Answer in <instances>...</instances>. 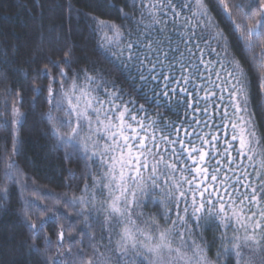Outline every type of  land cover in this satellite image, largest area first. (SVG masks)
<instances>
[{
	"label": "snow or ice",
	"instance_id": "1",
	"mask_svg": "<svg viewBox=\"0 0 264 264\" xmlns=\"http://www.w3.org/2000/svg\"><path fill=\"white\" fill-rule=\"evenodd\" d=\"M213 2L216 11L231 21L234 40H230L220 28L206 0H139V3L133 0L131 7L139 10V19L134 12H124L117 5H111L122 19L133 21L135 32L126 26V32H121V26L96 16H90V19L96 31L110 29L117 39L125 36L127 43L120 48L118 57L120 66L129 72L135 70L134 79L140 82L141 89L153 86L150 91L160 107L176 103L192 108L193 105L182 94L190 97L192 93L186 86L197 78H204L200 68L207 69L205 49L208 54H214L215 61L208 63L219 64L229 77L225 81L229 88L228 101L221 121L230 119L229 106L234 117L230 120L231 141L226 140L223 147V155L229 165L227 168L215 160L220 154L214 143L217 136L211 135L206 139L202 132L196 131L201 121L186 118L181 122L167 123L161 130L157 127L160 121L148 117L144 105H138L131 98L125 99L124 90L118 88L114 81L102 80L97 88H92L90 85L97 83V79L89 75L85 78L87 83L81 86L68 77L59 61H51L59 69L58 76H52L47 65L36 70L33 80L41 75L51 78L47 85H32L37 92L47 87L46 99L52 105L47 114L50 130L62 146L82 152L85 159L93 160L99 169L97 175L90 168L91 184L85 185L91 201L82 196L79 202L91 204V210L97 214L96 219L103 231L108 233L110 243L111 230L121 226L120 239L114 248L109 249L112 256H105L94 247L95 259H85L82 249L76 256L71 248L65 251L58 248L55 257H45L46 264H213L207 256L206 246L198 243L195 237L203 241L202 226L216 219L224 228L218 260L221 254L228 256L234 253L235 264H264V140L256 136L247 76L232 52V48L241 42L249 52L259 47L260 53L254 54L252 60L259 58V67L264 68V16L258 20L252 16L255 21L252 23L246 15L243 23H236L232 20L233 12L228 0ZM59 7L53 5L51 10L56 11ZM234 7L242 8L243 5L237 3ZM68 9L70 13L78 11L71 4ZM186 12L192 15L186 16ZM192 17L195 18L194 23ZM171 33L178 34L177 42L172 40ZM105 39L112 42L106 33ZM64 62L70 63L67 53ZM225 64L230 65L233 71L227 72ZM65 79L71 80L68 88H65ZM52 83H58L60 88L53 89ZM216 87L221 92L218 99L222 101L223 89L219 85ZM195 88L193 85V90ZM98 90L107 99L94 95ZM211 95L215 96V93ZM261 107L264 110V105ZM199 110V107L193 108L194 112ZM203 111L207 113L208 109ZM22 115L13 105V121ZM184 115L187 117L186 112ZM13 121L0 117V125L5 128ZM203 123L207 126V122ZM62 127L68 131L61 132ZM220 127L227 125L222 122ZM181 131L184 136L180 135ZM197 142L200 147L196 146ZM234 142L239 144V148H233ZM13 150H16L15 145ZM230 150L236 151L235 158L231 157ZM241 157L253 162L252 173L236 174L233 166L239 161L243 167ZM11 167L10 164L6 175H11ZM228 172H232L235 179ZM253 176L257 181L255 184ZM244 179L248 182L244 183ZM241 188L244 191H240ZM153 194L164 208V225L155 217H145L139 211L144 200L152 199ZM26 218L30 220L27 214ZM43 224L41 221L40 228H37L30 222L29 227L39 234ZM230 227L231 237L228 234ZM240 229L245 232L243 237L236 235ZM63 237L61 231V241ZM32 248L40 251L35 244ZM226 264H231V261H226Z\"/></svg>",
	"mask_w": 264,
	"mask_h": 264
},
{
	"label": "trees",
	"instance_id": "2",
	"mask_svg": "<svg viewBox=\"0 0 264 264\" xmlns=\"http://www.w3.org/2000/svg\"><path fill=\"white\" fill-rule=\"evenodd\" d=\"M132 2L133 0H0V117L13 121V105L23 114L8 128L0 125V264H46L45 257H55L58 248L60 251L71 248L76 256L82 249L85 254L83 258L95 259V247L100 253L110 257L113 253L109 249L114 248L116 241L120 239V225L111 230L110 243L108 233L103 231L96 219L97 214L91 210V204L79 202L82 196L86 201L92 199L85 185L91 184L90 168L99 175L97 164L93 160L85 159L82 152L62 146L50 130L47 120V114L52 107L46 99L47 87H44L42 92L32 88L33 83L47 85L51 82V78L44 75L33 80L36 70L44 65L51 69L52 76H58L59 69L54 67L51 61H59L60 67L67 72L68 77L75 79L81 86L87 83L85 78L89 75L97 79V83L90 85L92 88H97L102 80L114 81L118 88L124 90L125 99L131 98L138 105H144L146 115L160 121L157 127L161 130L167 123L181 122L186 118L189 121H201L196 131L202 132L206 139H210L211 135L217 136L218 139L214 143L220 149V154L215 160L220 161L224 168L229 166L223 155V147L226 140L231 141L230 120L234 117L231 116L230 106V119L221 121L223 109L228 101L229 88L225 81L229 80V77L219 64L208 63L215 61L214 54H208L205 49L204 61L207 69L200 68L201 77L204 78H197L186 86L192 93L190 97L182 94L193 105L192 108H185L183 104L176 103L160 107L150 91L153 86L148 85L141 89L140 82L134 79L135 70L129 72L120 66L118 57L120 48L127 43L125 36L117 39L110 29H105L104 32L94 30L95 25L90 16L121 26V32H126L125 26L135 32L133 21L122 19L116 8L111 7L115 4L124 12H134L136 19H139V10L131 7ZM206 2L220 28L230 40H234L231 21L216 11L213 0ZM136 3H139V0H136ZM237 3L243 7H234ZM69 4L78 11L70 13ZM53 5L60 7L52 11ZM228 5L233 12L232 20L236 23H243L246 15L252 23H255L251 19L252 16L257 20L264 16V0H228ZM185 15L192 14L186 12ZM192 20L194 23L195 18L192 17ZM105 33L112 39L111 43L105 39ZM171 36L174 42L179 40L178 34L171 33ZM212 46L216 47L215 44ZM181 49L183 50V45ZM232 52L247 76L250 104L255 113L256 136L264 140V110L261 107L264 105V68L259 67V58L252 60L254 54L260 53V48L249 52L241 42L232 48ZM66 53L70 63L64 62ZM225 68L227 72L233 71L230 65L225 64ZM70 84L71 80L65 79V88ZM193 85L196 86L195 90ZM216 85L223 89L222 101L218 99L221 92ZM52 87L59 89L60 85L52 83ZM212 93H215V96L211 95ZM94 95L107 99L99 90ZM196 107L200 110L194 112L193 108ZM204 108L208 109L207 113L203 111ZM203 122H207V126ZM222 122L227 127L221 128ZM60 131L67 132L68 129L62 127ZM180 135L184 136L185 133L181 131ZM196 146L200 147V143L197 142ZM233 148H239V144L234 142ZM230 154L233 158L237 156L234 150H230ZM240 160L243 167L239 161L233 166L237 175L244 171H254L252 161L245 157ZM10 164L11 175H6ZM228 175L235 179L232 172H228ZM243 182L248 181L244 179ZM252 182H257L254 176ZM240 191L244 189L241 188ZM227 199L225 196V200ZM163 210L155 194L152 199H145L139 209L145 217H155L161 225L165 223L162 218ZM226 210L231 211L227 208ZM26 214L30 220L26 218ZM41 221H44L43 228L39 234H35V229H31L29 223H34L40 228ZM61 231L64 233L62 241L59 238ZM223 231V225L216 219L202 226L203 241L195 238L198 243L206 246L207 256L213 264H226V261L235 264L234 253L228 256L221 254V258L217 259ZM228 234L231 237V227ZM236 235L243 237L245 232L240 229ZM92 236L95 237L94 240ZM33 244L39 248V252L32 248Z\"/></svg>",
	"mask_w": 264,
	"mask_h": 264
}]
</instances>
